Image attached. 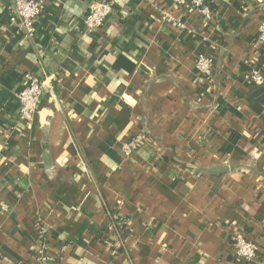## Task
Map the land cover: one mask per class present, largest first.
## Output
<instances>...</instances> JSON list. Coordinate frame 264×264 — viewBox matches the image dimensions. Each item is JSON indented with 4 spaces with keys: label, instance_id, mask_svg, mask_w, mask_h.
<instances>
[{
    "label": "crops",
    "instance_id": "1",
    "mask_svg": "<svg viewBox=\"0 0 264 264\" xmlns=\"http://www.w3.org/2000/svg\"><path fill=\"white\" fill-rule=\"evenodd\" d=\"M93 1L44 0L28 36L0 0V264L42 244L59 264H126L127 252L133 264H264V79L245 78L254 67L264 78V0H210V18L172 0H114L88 33ZM27 73L44 81L29 125L17 98ZM241 236L257 260L236 257Z\"/></svg>",
    "mask_w": 264,
    "mask_h": 264
},
{
    "label": "built area",
    "instance_id": "2",
    "mask_svg": "<svg viewBox=\"0 0 264 264\" xmlns=\"http://www.w3.org/2000/svg\"><path fill=\"white\" fill-rule=\"evenodd\" d=\"M173 4L179 6L191 7L199 10L206 18L211 16L210 0H172ZM12 7L19 18V26L28 36L34 34L36 30V20L38 19L44 4V0H11ZM114 12L113 3L104 0H95L90 3L88 11L84 17L85 31L93 33L101 28L107 18ZM167 18L170 19L169 12L166 13ZM179 24L181 21L178 20ZM259 43L264 45V20L260 24V31L258 35ZM196 67L200 77L211 88L215 81L214 62L210 55L201 53L196 60ZM245 78L255 83L263 82V76L260 69L257 67L245 73ZM44 88V81L38 76L27 73L24 76L22 87L17 98L19 101L18 119L25 125L34 123L38 107L41 101ZM145 140L143 134H138L125 142L122 147V153L125 159H129L132 152ZM116 218V216H115ZM117 219V218H116ZM118 221V219H117ZM120 222L118 221V225ZM112 226V224H111ZM113 227V226H112ZM40 234L43 233V227L37 228ZM112 247V254L117 255L118 252L124 248L122 238L110 241ZM235 255L238 259L245 262H252L258 259L260 249L259 246L252 240L245 236L237 237L234 242ZM10 264H59L57 257L53 256L47 251V246L42 244L40 248L34 253L32 260L23 262H12ZM129 264V261L126 263Z\"/></svg>",
    "mask_w": 264,
    "mask_h": 264
},
{
    "label": "trees",
    "instance_id": "3",
    "mask_svg": "<svg viewBox=\"0 0 264 264\" xmlns=\"http://www.w3.org/2000/svg\"><path fill=\"white\" fill-rule=\"evenodd\" d=\"M104 1L112 2L114 8H116V4H115L114 0H104ZM257 41H258V39H257ZM257 49H258V54H259L258 65H261V63H264V45L259 43V41L257 42ZM211 134L212 133H210V135ZM105 208H106V211L108 214L109 221L111 222L114 230L119 234L120 238H122V240H123V237H122V235L118 229V221L115 218L114 213L112 212V210L110 209V207L108 205H106ZM86 230L88 232H90L91 234H93L96 239L102 238L104 236V232H105V230H103L97 223H94V222H89L86 226ZM127 255H128L129 264H133V262L131 261V257L128 254V252H127Z\"/></svg>",
    "mask_w": 264,
    "mask_h": 264
}]
</instances>
